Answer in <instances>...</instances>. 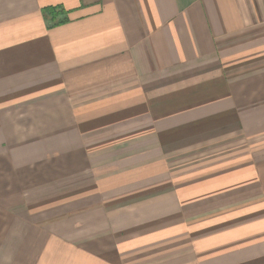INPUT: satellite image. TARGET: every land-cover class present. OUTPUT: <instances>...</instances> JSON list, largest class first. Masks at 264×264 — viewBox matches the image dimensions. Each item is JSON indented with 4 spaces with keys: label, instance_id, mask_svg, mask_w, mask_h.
Returning a JSON list of instances; mask_svg holds the SVG:
<instances>
[{
    "label": "crops",
    "instance_id": "1",
    "mask_svg": "<svg viewBox=\"0 0 264 264\" xmlns=\"http://www.w3.org/2000/svg\"><path fill=\"white\" fill-rule=\"evenodd\" d=\"M0 264H264V0H0Z\"/></svg>",
    "mask_w": 264,
    "mask_h": 264
},
{
    "label": "rangeland",
    "instance_id": "2",
    "mask_svg": "<svg viewBox=\"0 0 264 264\" xmlns=\"http://www.w3.org/2000/svg\"><path fill=\"white\" fill-rule=\"evenodd\" d=\"M55 9H56V8H55ZM58 12H59V10L56 9V10L54 11V13L51 15L53 19H56V18H57V13H58ZM50 14H51V13H50ZM58 22H60V21L55 22V24H57Z\"/></svg>",
    "mask_w": 264,
    "mask_h": 264
},
{
    "label": "trees",
    "instance_id": "3",
    "mask_svg": "<svg viewBox=\"0 0 264 264\" xmlns=\"http://www.w3.org/2000/svg\"><path fill=\"white\" fill-rule=\"evenodd\" d=\"M51 14H53L54 13V11L56 10L55 8H48L47 9Z\"/></svg>",
    "mask_w": 264,
    "mask_h": 264
}]
</instances>
